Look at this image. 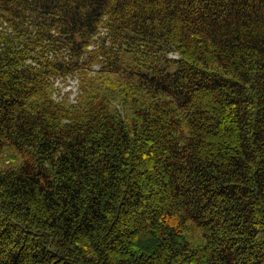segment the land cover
I'll list each match as a JSON object with an SVG mask.
<instances>
[{"label": "trees", "instance_id": "16d2710c", "mask_svg": "<svg viewBox=\"0 0 264 264\" xmlns=\"http://www.w3.org/2000/svg\"><path fill=\"white\" fill-rule=\"evenodd\" d=\"M6 152L0 264H264V0H0Z\"/></svg>", "mask_w": 264, "mask_h": 264}, {"label": "rangeland", "instance_id": "374dc122", "mask_svg": "<svg viewBox=\"0 0 264 264\" xmlns=\"http://www.w3.org/2000/svg\"><path fill=\"white\" fill-rule=\"evenodd\" d=\"M59 87H61V89L58 87L55 91V93L58 95L65 93V92H70V97L71 99H75L78 95V85L75 79H70L67 81V84L63 83L62 84H58ZM10 152H6L2 155V157L0 158L2 160V162L4 163H10Z\"/></svg>", "mask_w": 264, "mask_h": 264}, {"label": "built area", "instance_id": "2783aa9c", "mask_svg": "<svg viewBox=\"0 0 264 264\" xmlns=\"http://www.w3.org/2000/svg\"><path fill=\"white\" fill-rule=\"evenodd\" d=\"M68 80H70V78L68 79ZM76 80V79H75ZM76 82H77V80H76ZM59 83V82H58Z\"/></svg>", "mask_w": 264, "mask_h": 264}]
</instances>
